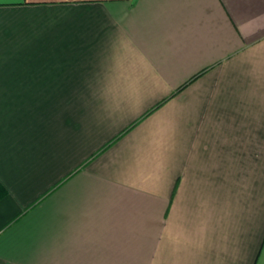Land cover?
<instances>
[{
  "label": "crops",
  "instance_id": "obj_1",
  "mask_svg": "<svg viewBox=\"0 0 264 264\" xmlns=\"http://www.w3.org/2000/svg\"><path fill=\"white\" fill-rule=\"evenodd\" d=\"M0 264H264V0L0 3Z\"/></svg>",
  "mask_w": 264,
  "mask_h": 264
},
{
  "label": "trees",
  "instance_id": "obj_2",
  "mask_svg": "<svg viewBox=\"0 0 264 264\" xmlns=\"http://www.w3.org/2000/svg\"><path fill=\"white\" fill-rule=\"evenodd\" d=\"M6 191L5 189L0 185V200L5 196Z\"/></svg>",
  "mask_w": 264,
  "mask_h": 264
},
{
  "label": "snow or ice",
  "instance_id": "obj_3",
  "mask_svg": "<svg viewBox=\"0 0 264 264\" xmlns=\"http://www.w3.org/2000/svg\"><path fill=\"white\" fill-rule=\"evenodd\" d=\"M5 2V0H0V3ZM15 2H21V0H15Z\"/></svg>",
  "mask_w": 264,
  "mask_h": 264
}]
</instances>
